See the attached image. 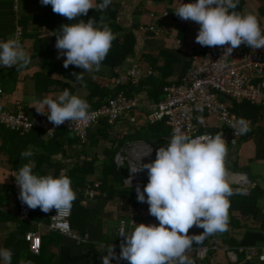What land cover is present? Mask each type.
Masks as SVG:
<instances>
[{
  "label": "trees",
  "instance_id": "obj_1",
  "mask_svg": "<svg viewBox=\"0 0 264 264\" xmlns=\"http://www.w3.org/2000/svg\"><path fill=\"white\" fill-rule=\"evenodd\" d=\"M95 1L96 9L58 12L55 9V0H21L19 10L16 9L13 1L0 0V47L1 49L3 46L10 47L18 28H21L24 42L34 41V46L24 54L22 61L44 58L41 69L34 75L37 91L45 96L60 92L71 107L79 108L82 113L100 108L108 99L120 92H124L127 96L145 95L149 101L155 103L161 101L165 96V87L180 84L181 78L190 66V62L187 63L180 77L175 78V65L180 62V58L174 48L177 50V47H182L185 43L184 33L180 32L177 36V41L182 44H176L173 50H160L157 53H144L141 56L140 61L146 64V69L153 70L146 79L141 80L137 85H116L113 82V78L118 75L116 69L119 68L120 74L123 73L122 69L126 62L136 53L138 36L119 26L118 13L110 0ZM29 5L42 9L40 11H43V14H31ZM233 6L235 23L228 28V33L237 34L246 40V21L241 11L242 0H238ZM83 26L90 27L93 32L98 31L97 42L93 43L91 39L82 42ZM91 66L105 67L110 73L101 78L95 77L83 81L88 95L86 98L78 99L76 87L82 80L77 79L76 76ZM140 66L139 69H143ZM16 68L8 71L0 70V86L5 93H14L16 90L19 78V71ZM220 100L228 103L233 118L251 120L252 127L258 125L260 134L264 135V129L261 127L264 120V105L252 104L248 101L237 103L226 96L220 97ZM252 127L249 129L251 130ZM112 128L113 126L108 125L106 121H102L96 132L89 131L85 142L73 134L74 137L67 140V145L71 148L74 146L76 152L73 153V149L70 152L76 157L82 154L86 159L83 163L78 162L70 167L60 161L53 163L55 155L66 154L64 139L69 133L66 130H60L53 138H46L45 132L41 130L26 133L0 124V153L9 158L14 185L11 188L18 195V203L23 200L26 191L35 187L45 190L57 180L66 179L72 186L70 224L83 238L86 239L95 228L107 227L108 222L119 225L121 220H126V230L133 232L134 242L137 244L152 241L154 236L162 234L167 245L174 249L183 246L208 247V254L201 264H221L215 262L217 250H213L212 246L233 251L237 254L238 261L242 262L247 258L245 249L264 242V221L260 222L258 228L249 227L244 238L240 240L232 235L234 230L241 229V219H247L253 224L259 221V200L264 196V190L256 184L255 176L248 168L242 169L235 163L231 170L248 175V180L255 185L251 188L250 194L233 193L228 200L219 201L213 208L205 206V187L200 183L201 173H205L210 181L216 179V171L224 162L225 155L230 154L241 141H246L252 136L253 131H246V134L237 140V145L228 136L225 142L211 146L208 150L207 163L199 167L194 164L197 166L194 171L187 167V163H193L181 156L180 158L186 161V165L177 161L165 174L159 171L154 178L140 182L139 186L128 187L126 177L121 172L122 167L116 163L118 153H124L122 148L128 142L144 138L158 151V154H167L174 147L171 132L164 122H158L149 125L146 134L132 129L129 136L114 140L111 134ZM210 130L213 137L217 138L218 129L213 127ZM102 141L111 144L110 147H104L103 159H99L98 155L91 158L86 148H97ZM29 156H33L36 163L27 175H21L19 173L21 161ZM98 163L102 166L101 174L98 172L101 194L94 199L105 201L106 207L103 210L82 204L88 189L89 176L96 173ZM46 165L54 169L53 175H49L44 170ZM211 166L210 170L208 167ZM1 168L0 162V171ZM64 170L67 171L63 173ZM163 174L165 184L172 189L173 194L159 202L156 200L157 182ZM16 186H19V189H16ZM222 187L223 184L217 186L216 192ZM153 202L157 209L155 215L150 216L148 205ZM5 204L6 197L0 194V223L17 224V229L7 234L3 247H0V254L4 252L2 257L7 264H111L112 261H117L118 264H145L149 260V257L136 249L128 251L122 248L123 241L119 239L117 227L114 230V226H108L109 229L104 233L102 243L86 240L81 244L60 233L42 229V248L39 254H34L26 236L28 232L39 227L40 223L49 224L53 205L43 199L33 211L31 221H22L13 211L7 210ZM171 206L178 208L181 215L179 219L168 218ZM133 208L146 209H143L145 212L138 218L142 223L149 225L147 232L143 231L140 225H131L132 216L135 215ZM110 243L117 245V248L115 250L107 248L106 244ZM54 249L58 252L55 253ZM244 264L259 263L255 260H247Z\"/></svg>",
  "mask_w": 264,
  "mask_h": 264
},
{
  "label": "built area",
  "instance_id": "obj_2",
  "mask_svg": "<svg viewBox=\"0 0 264 264\" xmlns=\"http://www.w3.org/2000/svg\"><path fill=\"white\" fill-rule=\"evenodd\" d=\"M11 1L17 9L21 0ZM237 1L196 0L191 4V24L211 36L205 46L192 48L188 52L190 66L180 84L165 87L164 98L159 102H152L151 109L143 118L139 115L144 106L140 96H127L124 92L108 99L100 108L86 113H82L79 108H65L59 105L34 115L24 105H19L17 112H10L5 107V92L0 86V124L26 133L41 130L45 132L46 138H53L60 130H66L85 142L89 131L97 128L102 121H106L110 126L119 121H127L132 125H139L142 120L148 125L164 122L171 132L174 147L167 154L155 155L152 165L137 164L130 160L126 185H139L142 181L154 178L159 171L165 174L181 156L193 164L205 165L211 146L225 142L228 136L235 144L252 126L251 120L233 118L228 103L220 100V97H229L237 103L248 101L264 105V55L246 51L242 41L228 33V28L235 23L232 9ZM75 7V0H55V9L58 12H72ZM144 32L156 36L161 34L156 27H150ZM21 37L20 29L11 42L12 58L0 70L12 68L19 62ZM176 43L182 44L178 41ZM120 71L119 68L116 69L118 75L113 78V82L123 86L137 85L153 73L152 68L143 70L137 67L127 71L122 69V74ZM210 119H213L216 125L210 124ZM213 127L218 129L217 138L211 133L210 129ZM128 161L123 154L116 157L119 167H125ZM209 184L207 180L204 182L205 191ZM100 186L101 182L90 185L87 199L93 200L100 195ZM157 190L156 200L159 202L172 196V189L165 184V175L158 180ZM71 193V183L66 179L57 180L45 190L35 187L24 193L15 214L23 221H31L33 211L45 199L53 205L50 222L45 229L60 233L81 244L86 239L70 224ZM143 209H132L135 215L132 216L131 225H140L142 230L147 232L149 225L139 221L140 215L145 212ZM180 217L178 208L171 206L168 218L176 220ZM126 223V220H121L117 227L119 239L123 241L122 247L128 251L136 249L149 257L145 264H201L208 254V247L171 248L162 234L154 236L152 241L137 244L134 242L133 232L126 230ZM39 228H43L41 224ZM26 238L32 253L39 254L42 248L40 229L28 232ZM211 248L217 249L215 246ZM247 252L250 259L264 262V247L248 248ZM228 257L233 264H244L238 261L234 252H228Z\"/></svg>",
  "mask_w": 264,
  "mask_h": 264
},
{
  "label": "crops",
  "instance_id": "obj_3",
  "mask_svg": "<svg viewBox=\"0 0 264 264\" xmlns=\"http://www.w3.org/2000/svg\"><path fill=\"white\" fill-rule=\"evenodd\" d=\"M194 1L196 0H168L165 2H159L156 0H110L113 5V8L118 13L117 23L119 24V26H121L125 31L133 32L135 33V35L138 36L136 53L134 56L128 59L126 65L123 67V70L127 71L132 68H139L140 65V68L142 67L144 70H146V64L140 61L141 56L144 53H157L160 50H173V48L176 47L177 44V36L180 34V32H182L186 37L184 46L177 47V50L174 48V51H176L180 58V62L175 65L174 74L176 79L180 77L183 68L187 63H189L188 52L192 48H196L198 46H205L210 38L207 37L208 34L203 33L199 28L191 24L190 7ZM75 3V11L78 12L96 9L97 7L95 0H75ZM20 7L21 6L19 4L17 10H19ZM28 9L31 14H43V11H40L42 9L39 10L35 6L29 5ZM241 11L243 12L246 21L245 35L247 36V38L246 40H243L242 37H239L237 34H230V36L241 40L246 51L264 55V0H242ZM36 26L37 23L35 24L34 29L36 28ZM150 27H156L159 31H161V34L159 36H156L153 33L144 32ZM20 29L18 28L17 33ZM136 29H138V31L135 32ZM83 30L84 32L81 36L82 42H86L88 40L90 41V39L91 41H94L93 43L97 42L98 31L93 32L91 31L93 29H91L90 27L84 28V26ZM33 46L34 41L24 42L22 30V37L19 43V49L21 50V57L19 59V62L12 68L3 69L8 71L17 67L19 71L18 84L15 92L5 93V107L10 112H17L19 105H24L26 109L33 115L39 111L50 110L55 105L63 106L65 108H75L70 106V104L66 101V97L60 92H54L50 95L45 96L37 91L34 75L41 69V64L44 58L39 57L34 60L24 59L25 61H22L24 54L29 52V50ZM12 47L13 46H11V43L10 47L3 46L2 49L0 47V69L3 68L4 65L8 63L12 58ZM159 64L161 65L162 62H160ZM109 73L110 70L105 67L91 66L90 68L83 70L81 74L76 76L77 79L79 78L80 80H82L77 84L76 87L77 98H86L88 95L87 88L83 81L95 77L101 78L102 76H105ZM140 98L142 99L144 106L141 109L139 115L143 118V115L148 113L151 109L150 104H152L153 101H149L148 97L145 95H140ZM209 122L212 125H216L213 119H210ZM148 126L149 125L146 124L143 120L139 125H132L129 124L127 121H119L113 126L111 134L113 135L114 140H118L120 138H123L124 136H129L132 129H137L141 134H146ZM261 127L264 129V120L261 124ZM96 130L97 128L93 129L92 131L96 132ZM248 130L253 131L252 136L248 137L246 141H241L239 145L235 143L237 146L234 145L236 147L233 148L230 154L225 155L224 162L219 166L218 170L216 171V179L210 181L209 188L205 193V206L207 208H213L221 200H228L231 195L235 193V191L242 192L243 194H250L251 188L255 186L254 184H252L251 181L248 180V175L246 173H237L231 170L235 163H237L238 166L242 169L248 168L250 173L255 176L256 184L261 186V188L264 190V135L260 134L258 125H255L252 127L251 130ZM67 134L68 137L64 139L66 144V146H64V150L66 151V154L62 155L59 153L55 155L53 157V163L60 161L61 163L68 164L67 166L72 167L75 163H83L84 159L86 158L84 155L82 156V154H78V152L77 154L78 156L80 155L79 157L73 156L72 152L70 151L71 149H73L72 151H74L73 153H75L76 149L74 148V146L73 148L68 146L67 140L74 136L73 133ZM110 146V142L104 143L102 141L99 147H89L86 148V151L88 152V155L91 156V158L94 155H98L97 157L102 160L104 147ZM122 150L124 152L123 157L129 160L128 163L125 164L126 166L130 165V160L137 164L152 165L155 155H158V151L152 145H150L144 138L140 140L134 139L128 142L126 146L122 148ZM0 155V162H3V154L1 153ZM7 160L9 161V158H7ZM178 161V163L186 165V161L183 158H179ZM35 163L36 160L33 156L24 157L21 161L19 173L21 175H27L29 170L34 167ZM101 167V164L98 163L96 173H94V175L92 176H89L88 188L90 185L93 186L96 182H101V180L98 179V172L101 174ZM187 167L189 170L192 171L197 168V166L190 163H187ZM208 168L211 170L212 166ZM6 169L7 168L2 165L0 171V178L3 177V180L1 181L0 179V194L6 197V209L14 212L18 208L20 203H18V195L15 193L14 189L10 188L14 186L12 180L10 181L7 177L8 175L5 174L7 170H9V172L11 173V170L10 168L7 170ZM44 170L47 171L49 175L54 174V169H51L48 165L44 167ZM66 171L67 170H64L63 173H65ZM243 179L245 180V182H242ZM206 180H208L206 174L201 173L200 183L202 186H204V182ZM220 184H223V187L219 192H216V188ZM18 187L19 186H16V189H19ZM87 190L85 193V200L82 204L85 206H90L91 208H94L96 210H103L106 207L105 201L95 199L91 200L90 198L87 199ZM219 194L220 197H218ZM207 195H211V197L207 198ZM259 207V221L254 222L253 224L247 221V219H241V229L234 230L232 233L234 238L240 240L244 238L245 233L247 232L249 227L253 226L255 228H258L260 226V222L264 221V196L259 200ZM148 209V214L150 216H153L155 215L157 206L153 202L148 205ZM41 224L43 226H46L44 225V223ZM117 225L118 223L115 227H117ZM16 229V223H0V247H3V242L6 239L7 234L12 231H15ZM39 229L40 231H42V229H45V227H37L33 231H38ZM108 229V226L103 228L99 227L97 229L95 228L93 229L91 234L89 233L87 235L86 240H94L98 243H102L103 235ZM106 247H110L111 250H115V248H117V245L110 243L106 244ZM253 247L262 248L264 247V242L259 243L257 246H252L248 248ZM245 250L247 252V249ZM53 251L55 253L58 252V250L56 249H54ZM3 254L4 252L0 254V264H7L6 261L3 260ZM214 259L217 263L221 262V264H233V262L229 260L228 254L225 253V250L223 248L217 249ZM247 260H255L259 264H264V262H260L257 259H250L248 252L246 260L242 261V263H245ZM111 264L118 263L117 261H112Z\"/></svg>",
  "mask_w": 264,
  "mask_h": 264
},
{
  "label": "rangeland",
  "instance_id": "obj_4",
  "mask_svg": "<svg viewBox=\"0 0 264 264\" xmlns=\"http://www.w3.org/2000/svg\"><path fill=\"white\" fill-rule=\"evenodd\" d=\"M0 154H1V153H0ZM0 156H1V155H0ZM73 156H75V154H73ZM7 158H8L7 156L3 155V162H1V163H2V165H4L5 168L9 169V168H10V165H9V161L7 160ZM125 167H127V166L125 165ZM7 169H6V170H7ZM5 174L8 175L7 177H8L9 180L11 181V180H12V174L9 172V170H7V172H5ZM0 179H1V181H2V180H3V177H1ZM10 188H11V187H10ZM9 190H10V189H9ZM13 213L15 214V211H14ZM15 215H16V214H15ZM16 216H17V215H16ZM17 217H18V216H17ZM18 218H19V217H18ZM19 219H20V218H19ZM22 221H23V220H22ZM107 225H108V226H114L112 222H108ZM115 226H116V224H115ZM115 226H114V229L116 228ZM111 247H113V246H111ZM109 248H110V247H109Z\"/></svg>",
  "mask_w": 264,
  "mask_h": 264
},
{
  "label": "clouds",
  "instance_id": "obj_5",
  "mask_svg": "<svg viewBox=\"0 0 264 264\" xmlns=\"http://www.w3.org/2000/svg\"><path fill=\"white\" fill-rule=\"evenodd\" d=\"M223 1V0H222ZM238 2V1H237ZM236 2V3H237ZM234 7V6H233ZM75 11V10H74ZM73 12V11H72ZM230 34V33H229ZM198 166H200V165H198ZM123 168H127V167H123ZM122 168V169H123ZM128 169V168H127ZM129 175V174H128ZM127 179V178H126ZM207 181H209L210 182V180H207ZM128 185H130V186H128V187H137V186H139V185H134V184H131V183H129ZM209 186V185H208ZM207 186V187H208ZM208 189V188H207ZM101 190V189H100ZM205 193H206V191H205ZM50 222V221H49ZM41 224V223H40ZM42 225V224H41ZM47 226V225H46ZM42 227H45V226H43L42 225ZM118 227V226H117ZM39 228V227H38ZM40 233H41V231H40ZM122 243V242H121ZM122 246V245H121ZM215 247H217V249H219V247L218 246H215ZM123 248V247H122ZM217 249H213V250H217ZM225 251H226V254H228V250L227 249H224ZM231 252H233V251H231ZM236 254V253H235ZM237 255V254H236ZM190 258H192V257H190ZM238 258V257H237ZM215 262H216V260H215Z\"/></svg>",
  "mask_w": 264,
  "mask_h": 264
},
{
  "label": "water",
  "instance_id": "obj_6",
  "mask_svg": "<svg viewBox=\"0 0 264 264\" xmlns=\"http://www.w3.org/2000/svg\"><path fill=\"white\" fill-rule=\"evenodd\" d=\"M121 172H122V174H123V176L124 177H128V169L127 168H123L122 170H121ZM237 192H239V191H235V193H237ZM211 195H213V194H211ZM211 195H207V198H210L211 197ZM217 196V195H216ZM230 196V195H229ZM218 197H220V194L218 195Z\"/></svg>",
  "mask_w": 264,
  "mask_h": 264
},
{
  "label": "bare ground",
  "instance_id": "obj_7",
  "mask_svg": "<svg viewBox=\"0 0 264 264\" xmlns=\"http://www.w3.org/2000/svg\"><path fill=\"white\" fill-rule=\"evenodd\" d=\"M241 178V177H240ZM242 182H245V180L243 179V181Z\"/></svg>",
  "mask_w": 264,
  "mask_h": 264
}]
</instances>
